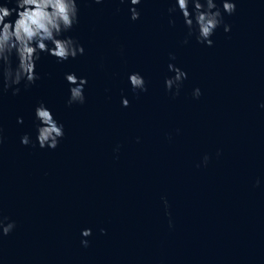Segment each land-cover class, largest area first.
Here are the masks:
<instances>
[{
	"label": "water",
	"instance_id": "obj_1",
	"mask_svg": "<svg viewBox=\"0 0 264 264\" xmlns=\"http://www.w3.org/2000/svg\"><path fill=\"white\" fill-rule=\"evenodd\" d=\"M173 2L141 0L132 22L126 2L77 0L67 35L84 54L42 55L39 81L0 95V217L15 223L0 264H264V0H233L211 47L182 43ZM168 63L187 74L175 97ZM69 72L87 80L82 105L66 106ZM40 101L64 125L55 150L35 145Z\"/></svg>",
	"mask_w": 264,
	"mask_h": 264
},
{
	"label": "clouds",
	"instance_id": "obj_2",
	"mask_svg": "<svg viewBox=\"0 0 264 264\" xmlns=\"http://www.w3.org/2000/svg\"><path fill=\"white\" fill-rule=\"evenodd\" d=\"M127 3L129 20L135 22L140 13L137 7L141 0H119L120 4ZM92 4L100 5L103 0H91ZM235 11L233 0H174L169 7V15L179 13L187 35L182 41L188 43V38L194 37L197 44L205 47L212 46L214 31L223 25L224 33L230 30L229 25L224 24L222 13L231 15ZM77 0H0V95L9 93L17 96L23 90H27L41 79L36 70L42 55H46L57 63L75 60L84 54V48L71 36L67 35L78 23ZM169 25L174 21L169 19ZM169 60H175L170 55ZM167 72L171 73L163 81L165 92H171L173 97L178 95L182 82L187 78L185 71L173 63L167 64ZM67 85L66 106L82 105L85 102L84 89L87 80L69 72L63 75ZM127 83L131 91L143 93L146 89V81L139 72H131L127 75ZM192 98L198 99L200 89L192 90ZM128 100L121 97L120 106L128 107ZM260 107L264 108V104ZM22 117L16 118V123L21 124ZM32 124L34 127L35 145L43 150H55L64 135V125L54 116L53 111L43 101L38 102L32 112ZM2 131V130H0ZM20 144L27 146L31 143L28 134L20 137ZM219 155V152H217ZM208 156L202 158L201 164L206 165ZM199 166V165H198ZM259 180L256 181L258 185ZM167 208V201L161 198ZM171 227V222H169ZM15 228V223L7 217H0V237L9 235ZM92 230L84 228L80 231V244L88 246V238ZM100 234L104 230L100 229Z\"/></svg>",
	"mask_w": 264,
	"mask_h": 264
}]
</instances>
